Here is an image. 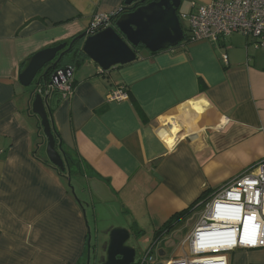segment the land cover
Segmentation results:
<instances>
[{
    "label": "crops",
    "instance_id": "1",
    "mask_svg": "<svg viewBox=\"0 0 264 264\" xmlns=\"http://www.w3.org/2000/svg\"><path fill=\"white\" fill-rule=\"evenodd\" d=\"M211 1L181 0L178 15ZM122 7L124 0H0V264H86L88 210L94 231L107 211L126 222L119 220L137 244H155V264L182 258L158 245L264 158V49L234 32L141 51L104 73L85 61L72 74L73 94L52 115L64 149L77 151L85 173L69 183L50 163L38 145L34 89L19 81L24 61ZM119 87L127 97L108 101ZM189 207L154 242L155 231ZM227 262L264 264V250L238 248Z\"/></svg>",
    "mask_w": 264,
    "mask_h": 264
},
{
    "label": "built area",
    "instance_id": "2",
    "mask_svg": "<svg viewBox=\"0 0 264 264\" xmlns=\"http://www.w3.org/2000/svg\"><path fill=\"white\" fill-rule=\"evenodd\" d=\"M188 24V41L216 42L234 32L245 35L256 48L264 49V0H212L195 11L179 14ZM111 24V15L97 14L89 30ZM227 61V55H222ZM60 74L48 86L56 87L64 99L73 94L72 70ZM37 93L41 94L38 89ZM121 87L108 94V101L125 99ZM187 255L165 264H228L227 253L238 248L264 250V158L247 167L204 202L203 213L188 237ZM151 244L137 264H155Z\"/></svg>",
    "mask_w": 264,
    "mask_h": 264
},
{
    "label": "water",
    "instance_id": "3",
    "mask_svg": "<svg viewBox=\"0 0 264 264\" xmlns=\"http://www.w3.org/2000/svg\"><path fill=\"white\" fill-rule=\"evenodd\" d=\"M181 0H124V7L112 15L111 24L92 32L83 31L69 43L64 41L57 45L41 49L23 64L19 73V81L24 86H30L40 73L36 86L45 78L49 70L51 85L56 79L61 82L60 74L67 78L69 67H57L61 57L70 51L74 42H82V52L95 63L101 71H108L117 65H124L137 59L136 48L144 47L148 52L178 46L184 40L178 9ZM47 96L37 93L31 103L32 112L38 117L40 127L46 138L45 153L57 169L67 171L70 183L71 175L65 160V154L55 148V137L52 132L50 113L45 104ZM99 232V231H98ZM107 236L106 240L96 242L91 246L88 240V258L86 264H135L136 249L127 244L133 236L125 227H109L100 231ZM99 251L103 255H99ZM92 259V262H91ZM98 260V261H97Z\"/></svg>",
    "mask_w": 264,
    "mask_h": 264
},
{
    "label": "trees",
    "instance_id": "4",
    "mask_svg": "<svg viewBox=\"0 0 264 264\" xmlns=\"http://www.w3.org/2000/svg\"><path fill=\"white\" fill-rule=\"evenodd\" d=\"M147 1H150V0H147ZM111 20H112V16H111ZM181 27H182L184 35H185L184 40L182 42L187 40V43H188V28L184 27L183 25H181ZM74 37L70 38L66 42L69 43ZM55 45H57V44H55ZM81 47H82V42L80 40L74 42L70 51L65 53L61 57L57 67L58 68L59 67H61V68L69 67L72 70V74H73L76 69H78L80 66H82V64L85 61L88 60V58L82 52ZM139 47H141V46H138L136 48V52L138 55L140 54V52L138 51ZM104 72L105 71H101V73H104ZM50 73H51V70H49V72L47 73L45 78L41 79L40 85L35 86L34 90L32 91V95L35 96V94H37V90L40 89L42 97L47 96V98L45 100V104L47 106L48 112L50 113L52 132H53V135L55 137V148H56V150L61 151L65 154V160H66V163L68 165L70 175L72 176L74 174H84L86 168H85V163H84L83 159L78 155L77 151L67 152L64 149L62 140L59 136L58 131L55 128L52 115H53L55 108L59 105V103L64 98L61 95V92L59 91L58 88H56V87H53L52 89L48 88V86H49L48 83L50 81ZM73 86H74V81H73V77H72L71 87L73 88ZM199 87H200V90L204 89V85L202 84V82L199 83ZM135 108H136L137 112L139 113V116H143L141 109H139V107L136 104H135ZM33 116H35V115L33 114ZM37 129H38V137L40 138V142L38 145L39 146L40 145L45 146L46 138L43 135L39 120L37 122ZM57 170L60 172L59 169H57ZM60 173L67 175V171L60 172ZM192 210H193V208L191 209L189 207V208H187V209H185L179 213L174 214L169 220L166 221V223H164L159 229H157L155 231L154 242H156V240H158V238L160 237L162 232H168L171 228H173L174 226H176L177 224L182 222L185 218H187Z\"/></svg>",
    "mask_w": 264,
    "mask_h": 264
},
{
    "label": "rangeland",
    "instance_id": "5",
    "mask_svg": "<svg viewBox=\"0 0 264 264\" xmlns=\"http://www.w3.org/2000/svg\"><path fill=\"white\" fill-rule=\"evenodd\" d=\"M182 10V9H180ZM181 25H183L184 27H186V22L181 20ZM146 49L144 47H139L138 51H145ZM40 73L37 74V76L35 77L33 83L30 86H27L26 88L28 90H32L35 88L36 86V82L38 80ZM243 172V171H242ZM72 185H75L74 183H72ZM73 187V186H72ZM76 193H78V189H76ZM80 194V193H79ZM78 194V195H79ZM81 196V195H80ZM109 212H105V211H101V213L99 212V214L97 215L99 218L97 219V228H99L98 230L96 229V231H94V226H93V221H92V216L89 212V210L87 211V218L89 221V226H90V236H89V241L91 246H93L96 242V235H98L99 237V243H102V240H106L107 236L103 235L100 233V231L105 230L111 226L113 227H117V226H121L122 224H120L119 220H121L120 218H117L113 215H107ZM203 213V209H199L198 211L195 212V214L193 215V217L191 218V220H188L187 223H184V227L185 231H183V228H179L178 231H176V233H171V235L168 237V241L167 243L164 244H159V247H162V249H164L166 252H170L171 254H174L178 251H180L179 253L184 257L185 255H187V251H188V244H187V240H188V233L191 231V229L193 228V226L195 225V223L201 218ZM123 220V219H122ZM123 224H126V222L123 220L122 221ZM99 231V232H98ZM149 235L147 236L151 238V232L148 233ZM135 238H133L131 236V238L127 241V244L130 246L135 247L136 249V255H135V261H137L143 254L144 250L148 247L149 241L147 243H139L137 244V242L134 240ZM157 248L154 250V253H156ZM99 255H103V252L99 251ZM98 261V260H97ZM92 262V259H91ZM96 264H98V262H96Z\"/></svg>",
    "mask_w": 264,
    "mask_h": 264
}]
</instances>
